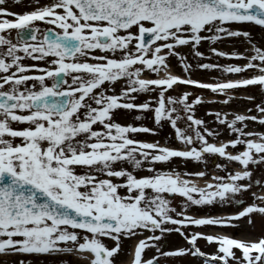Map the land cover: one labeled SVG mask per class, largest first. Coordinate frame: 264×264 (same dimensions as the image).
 <instances>
[{
    "label": "snow or ice",
    "instance_id": "snow-or-ice-1",
    "mask_svg": "<svg viewBox=\"0 0 264 264\" xmlns=\"http://www.w3.org/2000/svg\"><path fill=\"white\" fill-rule=\"evenodd\" d=\"M21 3L0 0V264H70L56 258L76 253L117 264L135 238L132 264H264V0H31L33 10H12ZM205 90L224 99L206 101ZM237 99L252 106L197 116ZM121 111L140 123L118 122ZM165 126L180 147L139 138ZM209 157L224 161L214 165L223 175L155 167ZM215 206L239 210L191 214Z\"/></svg>",
    "mask_w": 264,
    "mask_h": 264
},
{
    "label": "rangeland",
    "instance_id": "rangeland-1",
    "mask_svg": "<svg viewBox=\"0 0 264 264\" xmlns=\"http://www.w3.org/2000/svg\"><path fill=\"white\" fill-rule=\"evenodd\" d=\"M30 3H31V0H22V3L18 6L13 7L12 10L17 11V10H20L23 8H28ZM224 48L227 51L232 50L231 44L224 46ZM220 63H222V64L228 63V61L221 60ZM173 65H174L173 72L176 74H180L181 70L178 66L175 65V61H173ZM218 75L219 74L216 72H211V73L197 72L193 76V78L194 79H201L204 81H211V77L218 76ZM232 78L235 79L236 77H232ZM118 87H123V84L119 85ZM254 93H255V90H253L252 93L236 92V93H230V94L236 95L237 97H243V96H246L249 94H254ZM197 94L203 96L206 101L224 99V97L211 94L207 90L198 92ZM138 102H142V98ZM251 106L252 105L247 104L246 102H244L241 99H237L234 102H231L227 106H223L220 104H205L203 107H200L198 109L197 116L203 118L205 116V113L208 111H220L222 113H243L246 111L247 107H251ZM116 119L118 122H120L122 124L135 123L138 125L140 123L139 121L134 120V114H125L123 111H121L120 115L117 116ZM229 119H231V116H229ZM144 123H146L148 126H152L151 117H149L146 121H144ZM181 126H183V125L181 124ZM211 126L213 128L217 127V125H215V124H213ZM261 130H264V129H261ZM220 131L222 133L221 139L226 141L228 139L227 133L224 132L222 127L220 128ZM167 137H172L173 145L176 147H180L179 143L175 141L174 133H173L172 129L167 127V126H165L164 129L161 130L160 134L157 136H152L149 134H141L139 136L140 139L147 140V141L160 140L162 144L165 142V139ZM216 163L222 164V163H224V161L218 157H209L208 161H207V165H205L203 163H195L192 161H188L187 163H185L181 159L177 158L169 164H166V165L157 164V165H155V167L157 170H161V171H170L172 169H176L177 171L181 172L182 174L185 172H187V173H198L201 171H207L210 175H217L218 172L214 168V165ZM122 166L125 168H128V170H130V171L132 170L130 165L125 164ZM145 167H147V166H145ZM227 167L229 170H234L235 168L240 170L239 166L235 165V164H228ZM135 174L138 177L149 175V173L146 170H137L135 172ZM261 176H264V169L256 171V177L260 178ZM182 178H189V177L182 176ZM190 179L193 181L199 180L202 182L203 181L210 182V181H207L206 178H200V177H195V176L190 177ZM114 182L120 183L122 181L114 179ZM181 199L182 198L177 197L175 202L179 203V201ZM248 203H251V201H248ZM235 212H237L235 206L224 207V208H221L220 206H215V207H206L203 209H194L191 212V214L196 215V216H205L208 214H211L213 216H227L230 214H234ZM244 223H246V222H244ZM204 231L211 232L213 234L217 233V234H232V235H237V236L240 235L236 229H231V228H228V229L210 228V229H204ZM137 240H138V238H135L131 241H125L124 242V251L121 252L119 254V256L117 257V258L121 259V260H117V261H120L119 262L120 264H132L133 254L129 252V248H130V246H134L137 243ZM109 243H111V242H109ZM200 245L204 251H207V252L214 251L213 248L207 247L205 245L204 241H201ZM152 255H153L152 251L147 252V257L150 258ZM73 257H75V255ZM191 264H199V262L196 260H191Z\"/></svg>",
    "mask_w": 264,
    "mask_h": 264
},
{
    "label": "flooded vegetation",
    "instance_id": "flooded-vegetation-1",
    "mask_svg": "<svg viewBox=\"0 0 264 264\" xmlns=\"http://www.w3.org/2000/svg\"><path fill=\"white\" fill-rule=\"evenodd\" d=\"M31 10H33V8L28 7V8H23V9L17 10L16 12H25V11H31ZM217 172H218L217 175L218 174L219 175H223L224 174V173L219 172V171H217ZM74 255H75V257H73ZM77 257H79V258H77ZM6 259H13V258L12 257H7ZM56 259L57 260L62 259V260L69 261L70 264H88V259L85 258V257L80 256L79 253L72 254V255H64V256H61V257H57ZM117 260H121V259L117 258ZM119 262L120 261H117V264H120ZM41 264H44L43 260L41 261ZM49 264H51V258L49 260Z\"/></svg>",
    "mask_w": 264,
    "mask_h": 264
},
{
    "label": "bare ground",
    "instance_id": "bare-ground-1",
    "mask_svg": "<svg viewBox=\"0 0 264 264\" xmlns=\"http://www.w3.org/2000/svg\"><path fill=\"white\" fill-rule=\"evenodd\" d=\"M235 170L238 171L239 169H235ZM192 182L195 183L198 187H205L206 186V181L202 182V181L196 180V181H192ZM81 256L88 258V254H82Z\"/></svg>",
    "mask_w": 264,
    "mask_h": 264
}]
</instances>
